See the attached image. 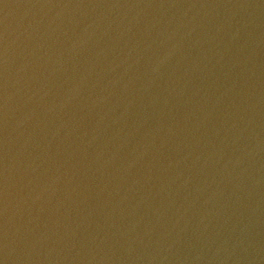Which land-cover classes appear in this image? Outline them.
Here are the masks:
<instances>
[{
	"label": "water",
	"instance_id": "obj_1",
	"mask_svg": "<svg viewBox=\"0 0 264 264\" xmlns=\"http://www.w3.org/2000/svg\"><path fill=\"white\" fill-rule=\"evenodd\" d=\"M0 264H264V0H0Z\"/></svg>",
	"mask_w": 264,
	"mask_h": 264
}]
</instances>
